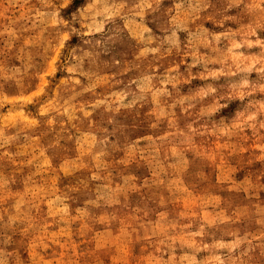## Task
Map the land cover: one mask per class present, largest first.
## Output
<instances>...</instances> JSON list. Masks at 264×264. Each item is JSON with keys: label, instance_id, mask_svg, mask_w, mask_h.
<instances>
[{"label": "clouds", "instance_id": "clouds-1", "mask_svg": "<svg viewBox=\"0 0 264 264\" xmlns=\"http://www.w3.org/2000/svg\"><path fill=\"white\" fill-rule=\"evenodd\" d=\"M0 119V264L73 212L152 264H264V0H0Z\"/></svg>", "mask_w": 264, "mask_h": 264}, {"label": "rangeland", "instance_id": "rangeland-1", "mask_svg": "<svg viewBox=\"0 0 264 264\" xmlns=\"http://www.w3.org/2000/svg\"><path fill=\"white\" fill-rule=\"evenodd\" d=\"M35 3V0H32ZM79 3V0H77ZM75 4L72 5V8ZM71 10V9H70ZM21 11H24L21 9ZM16 15H20L17 12ZM6 91L11 96L18 95L14 89H7ZM36 89L33 88L32 91L25 93V95H32ZM4 115H7L5 111ZM3 119H0V123H3ZM251 144V142H249ZM218 148V143L214 145ZM12 168L24 169L25 163L23 159H17L12 165ZM40 185L45 189H50L53 183H55L54 178L44 175L39 181ZM204 196L203 192L196 191L193 192L190 197L185 196L177 199L171 205L177 212H189L197 207L199 199ZM41 209L43 213H47L48 205L46 202L41 203ZM76 213L73 212L74 224L79 225V229L69 231L64 234L61 229L55 227H49L46 242L48 244V249L45 251L40 247L32 253H25V256H35L36 264H83V258L85 256L90 257V264H95L96 258H99V264H133V258L138 264H152L151 260V249L148 246H140L136 248L132 247H122L115 242V237L118 233L113 234V243H104L103 239L100 242V246L97 245V241L86 239L83 235H75L76 230H84L85 223L76 218ZM49 224L51 225L52 217H46ZM124 220V217H121ZM93 234L98 231L97 227L88 226ZM106 239V238H105Z\"/></svg>", "mask_w": 264, "mask_h": 264}]
</instances>
